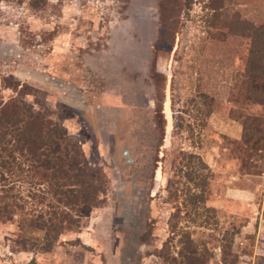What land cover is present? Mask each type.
I'll return each instance as SVG.
<instances>
[{
  "label": "rangeland",
  "instance_id": "1",
  "mask_svg": "<svg viewBox=\"0 0 264 264\" xmlns=\"http://www.w3.org/2000/svg\"><path fill=\"white\" fill-rule=\"evenodd\" d=\"M47 1L0 0V98L15 94L5 76L28 87L24 99L102 173L103 200L49 251L28 248L42 231L27 216L0 221V264H167L158 250L179 248L167 221L181 199L167 181L180 150L209 168L212 209L184 207L179 222L207 264H222L228 239L236 264H264V125L258 143L242 129L247 115L264 119L246 94L264 76L245 72L250 34L229 33L233 17L264 25V0Z\"/></svg>",
  "mask_w": 264,
  "mask_h": 264
},
{
  "label": "trees",
  "instance_id": "2",
  "mask_svg": "<svg viewBox=\"0 0 264 264\" xmlns=\"http://www.w3.org/2000/svg\"><path fill=\"white\" fill-rule=\"evenodd\" d=\"M26 3L30 10L38 11L48 1L27 0ZM206 6L220 8L222 0H209ZM246 32L250 34V48L245 72L251 78H261L264 76V25L255 26L250 21L233 17L229 33L242 35ZM1 83L5 88H12L15 94L6 100L0 98V177L3 178L0 182V221H10L17 214L27 216L29 226L42 231L41 238L30 241L28 248L49 251L62 233L80 230L89 210L101 204L103 175L90 169L78 139L49 114L35 109L24 99L26 94H31L28 87H18V81L8 76L3 77ZM246 94L264 106V87L250 86ZM262 125V117L247 115L244 118L242 129L248 142H259L261 136L255 138V135ZM173 167L175 175L168 179L167 188L171 198L181 199V202L175 205L167 222L172 235H179V248L174 255L165 241L158 252L170 254L167 264H207L210 255L206 250L199 251L189 231L180 227L179 222L184 207L195 211L200 206L212 209L204 206L208 165L199 154L180 150ZM221 261L222 264H236L230 239L221 243Z\"/></svg>",
  "mask_w": 264,
  "mask_h": 264
}]
</instances>
